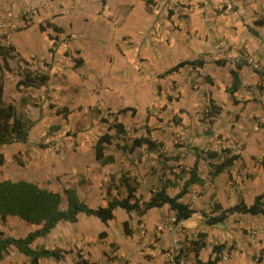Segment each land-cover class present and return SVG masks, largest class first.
<instances>
[{
	"label": "crops",
	"instance_id": "0c3cea01",
	"mask_svg": "<svg viewBox=\"0 0 264 264\" xmlns=\"http://www.w3.org/2000/svg\"><path fill=\"white\" fill-rule=\"evenodd\" d=\"M32 5L37 15L22 28L17 16L22 3L0 0V22L8 10L15 17L0 41L15 56L9 61L12 72L3 73L2 101L33 123L26 143L0 146V181L22 180L59 193L75 187L80 200L96 209L127 196L121 175L138 184L142 201L161 186L174 197L189 177L180 178L176 166L189 171L196 152L200 157L199 180L181 199L195 211L188 220L175 225L167 205L143 216L117 208L107 223L79 214L75 223L60 222L36 239L33 247L66 253L38 263L77 264L79 255L89 264H171L179 255L180 264H195L184 249L203 233L199 261L212 256V246L224 244L217 264H264V216L233 214L214 226L204 217L213 203L224 209L241 201L250 206L264 193V25H255L264 0H153L149 8L144 0H32ZM19 59L47 73L46 85L16 90ZM194 60L203 66L167 74ZM237 65L240 86L231 93L230 73ZM209 101L218 109L211 121L200 117ZM114 121L123 125L124 135L110 130ZM106 133L113 137L106 155L114 162L102 166L94 147ZM140 138L162 149L133 147ZM223 149L239 159L211 180L210 165L222 161ZM207 152L218 157L208 159ZM159 153L179 161L163 167ZM172 165L177 178L168 169ZM60 208H67L64 195ZM38 228L17 217L0 222V232L14 238ZM8 252L29 264L13 247ZM7 258L0 264H15Z\"/></svg>",
	"mask_w": 264,
	"mask_h": 264
},
{
	"label": "trees",
	"instance_id": "16d2710c",
	"mask_svg": "<svg viewBox=\"0 0 264 264\" xmlns=\"http://www.w3.org/2000/svg\"><path fill=\"white\" fill-rule=\"evenodd\" d=\"M103 2V0H101ZM146 7L153 5V0H144ZM256 26L264 25V12L260 19L255 22ZM42 30V27H40ZM253 31H251L252 33ZM52 52V51H50ZM14 48L10 45L4 46L0 44V146L10 145L13 143H26L28 140V130L32 127L33 123L25 115H16L15 108L12 104H4L2 101V84L3 73L12 72L9 61L14 59ZM20 65L17 66L16 74L19 80L16 83V90L20 88H39L46 85L49 80L47 73L40 71H33L29 69V65L25 60L19 59ZM203 61L194 60L192 62L180 63L173 69L169 70L167 74L176 72L180 67L185 65H192L202 67ZM216 64H224V61H216ZM47 66V65H45ZM240 65L236 66L235 71H231L233 78L231 93L238 90L240 86V79L237 70ZM206 80L209 81L207 78ZM218 113V109L213 106L209 101V114L208 118L211 121L213 116ZM208 120V121H209ZM59 127H52L51 130H58ZM110 130H114L115 137L125 134L123 125L114 121L110 126ZM113 137L108 133L102 135L96 142L94 147L95 159L102 166L114 162V158L106 155L107 146L111 144ZM146 145L148 150H161L162 144L155 143L149 138H140L132 142L133 147ZM223 155L222 161L210 165L209 177L213 180L223 170L233 165V162L239 159L238 155L232 153L230 149H223L220 151ZM160 162L165 167L166 162L179 161L178 156L165 157L162 153L158 154ZM218 154L215 152H207L206 158L215 159ZM199 155L196 152V162L192 169L186 171L185 167L177 165L180 169L179 177L188 174V179L183 182L182 188L174 197H170L166 193L167 186H161L158 190L154 191L149 201H142L141 198L136 196L138 184L129 177L121 175L119 181L123 184L127 191V196L123 199H111L108 201L104 208H91L86 203L80 200L75 187L64 189L62 193L52 192L47 189L39 188L37 185L26 182L17 181L12 182L9 180L0 181V222H5L7 217H17L31 225L38 226L39 228L33 232L28 233L24 237L14 238L4 235L0 232V262L9 256L8 250L13 247L28 259L29 264H39L38 260L41 258H52L54 260L63 259V254L60 250H48L42 246L33 247L37 238L45 237L52 229L60 222L75 223L79 214L86 216H93L99 219L102 223H107L114 218V210L120 208L127 213H135L138 216H143L148 210L153 208H161L167 205L174 213V224L178 225L183 221L188 220L195 211L190 208L188 204L181 202L182 197L188 192L190 186L198 182V162ZM2 157H0V164ZM264 167V159L261 160ZM172 165L168 169L170 173L176 175L172 170ZM62 195L65 196L67 201L66 210L60 208ZM216 213V215H212ZM211 215H204L205 224L207 226H214L224 223L233 214H249L252 216H264V193L258 195L254 199V203L250 206L245 205L242 201L237 205L224 209L218 203H213L211 206ZM125 234H130L127 223L124 224ZM104 233L100 234L103 238ZM206 235L201 233L196 236V239L186 242L185 253L188 251L193 253L195 264H217L221 260L222 252L225 249L224 244H216L212 246V256L206 261L201 262L198 259L199 252L206 246ZM232 246L227 249L231 250ZM77 264H89L87 261L81 259L78 255ZM181 257L179 255L173 257L171 264H180Z\"/></svg>",
	"mask_w": 264,
	"mask_h": 264
},
{
	"label": "built area",
	"instance_id": "2783aa9c",
	"mask_svg": "<svg viewBox=\"0 0 264 264\" xmlns=\"http://www.w3.org/2000/svg\"><path fill=\"white\" fill-rule=\"evenodd\" d=\"M22 3V8L17 16H19V21L21 25H19L22 28L28 27L32 21L34 20L35 16L37 15L38 9L32 5V0H19ZM106 11V7H104ZM14 13L12 11H6L4 13V20L0 22V41L3 38H6L8 31L10 28H13V25L11 20H13ZM15 26H17L15 24ZM4 46H7L6 44H2ZM201 119L209 120L208 114H209V103L206 102V104L203 106L201 113H200ZM174 217L171 219V221L174 223Z\"/></svg>",
	"mask_w": 264,
	"mask_h": 264
},
{
	"label": "rangeland",
	"instance_id": "374dc122",
	"mask_svg": "<svg viewBox=\"0 0 264 264\" xmlns=\"http://www.w3.org/2000/svg\"><path fill=\"white\" fill-rule=\"evenodd\" d=\"M7 259H10L11 261H14L15 264H20L23 260H19L18 256L16 253L12 254V255H9ZM7 259L5 262H7ZM3 264H6V263H3Z\"/></svg>",
	"mask_w": 264,
	"mask_h": 264
}]
</instances>
